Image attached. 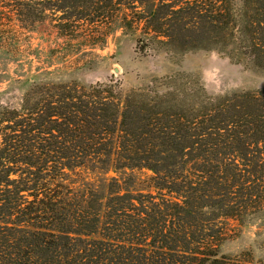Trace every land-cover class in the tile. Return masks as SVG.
<instances>
[{
  "label": "trees",
  "instance_id": "obj_1",
  "mask_svg": "<svg viewBox=\"0 0 264 264\" xmlns=\"http://www.w3.org/2000/svg\"><path fill=\"white\" fill-rule=\"evenodd\" d=\"M47 18L67 53L121 29L141 53L228 49L264 69V0H0L14 39ZM149 91L34 82L0 113V264H264L221 251L264 207V91ZM76 169L94 176L66 182Z\"/></svg>",
  "mask_w": 264,
  "mask_h": 264
},
{
  "label": "rangeland",
  "instance_id": "obj_2",
  "mask_svg": "<svg viewBox=\"0 0 264 264\" xmlns=\"http://www.w3.org/2000/svg\"><path fill=\"white\" fill-rule=\"evenodd\" d=\"M54 22L47 18L15 39L8 32L0 33V113L8 106L19 107L34 82L94 84L117 80L123 92L149 87L150 96L165 95L172 103L178 100L185 104H199L207 96L264 91V69L230 58L228 49H150L141 53L137 34L116 29L101 48L67 53L65 46H58ZM88 174L94 176L76 169L67 172L64 179L81 182ZM231 231L221 246L223 253L248 251L264 263V207L243 224L231 222Z\"/></svg>",
  "mask_w": 264,
  "mask_h": 264
}]
</instances>
